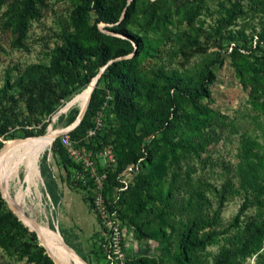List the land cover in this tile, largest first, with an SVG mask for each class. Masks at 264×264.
Instances as JSON below:
<instances>
[{
    "label": "rangeland",
    "instance_id": "rangeland-1",
    "mask_svg": "<svg viewBox=\"0 0 264 264\" xmlns=\"http://www.w3.org/2000/svg\"><path fill=\"white\" fill-rule=\"evenodd\" d=\"M130 1L102 0L118 20L96 23L89 11L80 25L75 10L85 0H0V157L10 141L56 131L38 156L24 214L58 232L86 264H119L107 231L112 220L125 231L126 264H181L191 220L203 225L193 238L217 234L188 250L184 264H214L224 249L234 250L225 264H264V0H133L123 20ZM66 40L79 56L61 57L56 49ZM95 50L107 63L124 60L114 66L124 88L113 71L96 66ZM206 67L213 73L209 97L187 100L177 86L193 89ZM97 75L94 96L102 101L87 124L100 128L94 138L69 133L114 157L104 188L108 216L91 219L90 195L74 181L76 166L58 136L70 126L65 116L79 113L68 103ZM118 88L125 104H117ZM59 167L83 211L76 199L63 203ZM18 176L19 183L9 181L11 195L27 186L22 169ZM0 201V264H44L43 255L59 264L1 188Z\"/></svg>",
    "mask_w": 264,
    "mask_h": 264
},
{
    "label": "trees",
    "instance_id": "trees-1",
    "mask_svg": "<svg viewBox=\"0 0 264 264\" xmlns=\"http://www.w3.org/2000/svg\"><path fill=\"white\" fill-rule=\"evenodd\" d=\"M132 10H133V0H131L130 3H128V5L126 6L125 16L123 17V20L127 19L128 15L130 14V12ZM89 11H92L95 14L94 22H96V23H98V22L109 23V22H115L118 20V19L113 18L110 15V12L102 4V0H85V5L82 7H79L75 10V19L78 22V24H80V25L86 24L85 16L87 15V13ZM119 21H120V19H119ZM121 21L119 23H121ZM120 31H122L127 37H129L132 40H134L135 42H137L138 45L140 44L138 37L136 35L130 34L125 29H121ZM260 38H261V36H260ZM56 50L60 53L61 57L66 59V60L76 58L77 56H79V52H80L79 49L76 47V45H73L69 40H66ZM123 54H125L124 50L119 51V55H123ZM92 55L94 57H96L98 60V62L96 63V66H104L105 70L113 71L115 77L119 79V84L121 85V89L124 88L125 82L122 80V73L120 71H116V69L114 68L116 63H118L120 65L124 64V60H119L118 62L112 61L110 63H107V61H108L107 56H105L104 53L102 51H99V50L93 51ZM85 59L88 61H91L90 55L85 56ZM212 79H213L212 70L209 67H206L204 74L199 77V79L196 82V85L194 86L193 89H187V88H184L182 86H177V89L179 90L180 94L183 95L187 100L194 102V101H196L202 97H209L210 91L208 90V86L211 83ZM119 89L120 88H118L116 90L117 94L115 95L116 100H117V104H118V102L125 104V102H126V100L124 98L125 92L124 91L121 92ZM94 91H95V89H93V91H92V95H91L90 101L88 102L85 113L83 114V116L80 119V121L78 122V124L74 128H72V130H70L69 133H71L73 131L76 133L77 132L84 133V131L88 127H90V124H87L89 116H90V114L93 115L95 113V111L98 109V107L100 106L101 101H102L100 99L97 100V98L94 96ZM76 116H77V113L75 111L67 114L64 118L65 125L71 124L75 120ZM0 203H1V201H0ZM220 206H221V202H219L218 207H220ZM245 207H246V202H243L239 206L237 212L235 213V215L232 218V221L230 223L231 226H235L238 224L239 218H240L241 214L243 213ZM202 226H203L202 220H191L189 222L188 227L183 232V236H182L181 243H180L181 257H180L179 262L181 264H184L187 261L188 250L203 247L213 236H215L217 234V232L211 231V232H208L205 236H202L199 238H193L192 232L194 230H198ZM263 231H264V229L262 227L260 229H258V232L260 234H262ZM233 254H234V250H232V249L222 250L218 254L214 264H225L227 258ZM42 258H43L44 264H54V263H52V261L49 259L48 256L43 255Z\"/></svg>",
    "mask_w": 264,
    "mask_h": 264
},
{
    "label": "bare ground",
    "instance_id": "bare-ground-1",
    "mask_svg": "<svg viewBox=\"0 0 264 264\" xmlns=\"http://www.w3.org/2000/svg\"><path fill=\"white\" fill-rule=\"evenodd\" d=\"M91 89L92 83L88 84L78 94H76L68 104L77 103L79 105V111L82 110L89 99ZM55 135L56 131L49 128L48 131L40 136L10 141L5 146L0 157V188L3 195L10 202L14 210L23 219V221L38 233L40 241H42L48 253L57 263L86 264L69 248L65 247V245L62 243V238L60 235H58V232L55 231V234L49 229V227L38 224L23 212L22 202L24 197L29 193V186L36 185L35 177L38 175V156L44 150V148L51 143ZM20 169H22L24 172L23 179L27 186L24 190L18 186L15 189L14 194L11 195L9 190V181L15 180L17 183H19L18 172Z\"/></svg>",
    "mask_w": 264,
    "mask_h": 264
},
{
    "label": "built area",
    "instance_id": "built-area-1",
    "mask_svg": "<svg viewBox=\"0 0 264 264\" xmlns=\"http://www.w3.org/2000/svg\"><path fill=\"white\" fill-rule=\"evenodd\" d=\"M100 125L99 122H96L93 126L88 127L84 131L85 137L94 138ZM70 130L65 128L59 132L58 141L64 147L72 164L76 166L73 172V179L80 183V188L83 192L89 193L92 214L101 218L108 216L107 207L112 202L105 196L104 188L111 171L110 167L114 162L111 150L104 148L102 150L90 151L85 145H80L75 140L70 139ZM113 223L112 220L107 228L108 233H110L109 243L116 257L120 260L119 264H126L122 249L125 243V231L117 223H114L112 226L111 224ZM102 233L104 234V231Z\"/></svg>",
    "mask_w": 264,
    "mask_h": 264
},
{
    "label": "crops",
    "instance_id": "crops-1",
    "mask_svg": "<svg viewBox=\"0 0 264 264\" xmlns=\"http://www.w3.org/2000/svg\"><path fill=\"white\" fill-rule=\"evenodd\" d=\"M56 176L55 177V184H56V189L61 193L62 198H63V203L66 205H68L70 202L72 203L73 199L78 200V198L76 197V192L74 186H72V182H67L66 180V175L63 172L62 168H58L55 171ZM72 180V178L70 177V181ZM67 183V184H66ZM81 200H78V203H73L75 204V207L81 209L82 211L85 209L84 204L82 202H79ZM88 213V212H87ZM91 215H89V218L93 219L94 215L92 214V212H90Z\"/></svg>",
    "mask_w": 264,
    "mask_h": 264
},
{
    "label": "water",
    "instance_id": "water-1",
    "mask_svg": "<svg viewBox=\"0 0 264 264\" xmlns=\"http://www.w3.org/2000/svg\"><path fill=\"white\" fill-rule=\"evenodd\" d=\"M98 76H99V75H97L96 77H94L93 80L91 81V83H92V89H93V87H94V85H95V83H96V81H97V79H98ZM92 89H91V90H92ZM84 109H85V107H84L82 110L79 111V113H78V115L76 116L75 120L70 124V126L68 127V129H72V128H74V127L78 124V122H79L80 119L82 118V115H83ZM58 234H59V233H58ZM62 243L65 245L66 248H70L68 245H66V244L63 242V240H62Z\"/></svg>",
    "mask_w": 264,
    "mask_h": 264
}]
</instances>
